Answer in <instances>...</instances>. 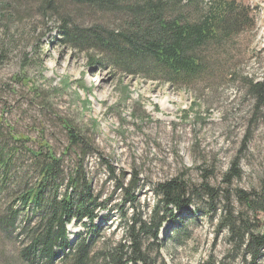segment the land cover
I'll return each instance as SVG.
<instances>
[{"label":"rangeland","instance_id":"rangeland-1","mask_svg":"<svg viewBox=\"0 0 264 264\" xmlns=\"http://www.w3.org/2000/svg\"><path fill=\"white\" fill-rule=\"evenodd\" d=\"M236 1L252 26L208 46L206 71L180 88L93 67L90 54L60 44L55 15L42 18L34 0H0V154L17 156L7 185L26 173L31 151L49 150L73 172L82 151L69 144L65 122L87 139L81 169L105 206L99 216L109 215L94 222L101 240H119L131 214L145 218L158 202L156 184L178 177L198 215L173 210L181 223L162 225L155 264H264V249L245 256L221 226L246 211L236 192L264 190V102L247 90L264 77V0ZM234 165L239 177L228 174ZM133 179L130 201L117 185ZM10 200L0 192V209ZM247 212L253 232H264V212ZM87 228L71 222L69 238L89 236ZM15 252L0 238V264H22Z\"/></svg>","mask_w":264,"mask_h":264},{"label":"trees","instance_id":"trees-1","mask_svg":"<svg viewBox=\"0 0 264 264\" xmlns=\"http://www.w3.org/2000/svg\"><path fill=\"white\" fill-rule=\"evenodd\" d=\"M34 1L42 18L57 17L60 44L90 54L91 66L180 88L206 71L208 46L252 26L248 7L236 0ZM83 12L96 18L89 23L72 18ZM247 90L264 102V77L249 80ZM63 124L69 144L82 151L69 175L63 171L60 156L49 150L44 154L31 151L27 168L20 167L26 173L19 177L12 173L16 180L8 186L17 156L0 154V192L11 198L0 209V238L15 246L14 256L22 264H155L150 251L159 245L162 225L181 223L173 210L185 208L192 217L198 215L197 208L188 209L192 204L188 184L178 177L157 183L154 193L159 199L149 214L145 218L131 214L119 240H101L99 225L94 222L98 218L105 221L109 215L99 216L105 206L81 169L87 139ZM235 166L228 173L231 177L240 175ZM117 188L132 201L136 180L122 182ZM206 191L212 198L211 189ZM236 195L246 211L223 216L221 226L233 249L255 260L264 249V232H253L247 211L264 212V190L252 194L238 191ZM71 222L93 232L89 231V236L77 233L71 239L67 230Z\"/></svg>","mask_w":264,"mask_h":264},{"label":"bare ground","instance_id":"bare-ground-1","mask_svg":"<svg viewBox=\"0 0 264 264\" xmlns=\"http://www.w3.org/2000/svg\"><path fill=\"white\" fill-rule=\"evenodd\" d=\"M206 77V76H205Z\"/></svg>","mask_w":264,"mask_h":264}]
</instances>
